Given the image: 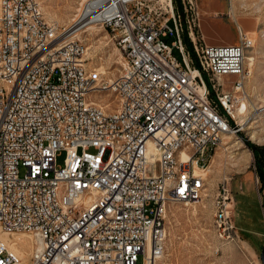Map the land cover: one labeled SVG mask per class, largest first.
I'll use <instances>...</instances> for the list:
<instances>
[{"label":"built area","instance_id":"obj_1","mask_svg":"<svg viewBox=\"0 0 264 264\" xmlns=\"http://www.w3.org/2000/svg\"><path fill=\"white\" fill-rule=\"evenodd\" d=\"M179 2L183 20L173 0H89L60 26L42 0H0V264L163 256L167 207L201 200L214 151L237 130L231 92L243 90L254 45L240 31L237 45L206 44L188 23L195 0ZM88 20L111 28L114 78L88 61ZM177 144L186 151L174 154ZM234 204L223 181L213 204L223 241L238 240Z\"/></svg>","mask_w":264,"mask_h":264},{"label":"rangeland","instance_id":"obj_2","mask_svg":"<svg viewBox=\"0 0 264 264\" xmlns=\"http://www.w3.org/2000/svg\"><path fill=\"white\" fill-rule=\"evenodd\" d=\"M87 1L42 0L41 6L47 20L66 26L76 19ZM174 7L182 18L180 2L174 1ZM233 14L236 21L232 19ZM187 15L194 34L208 45H237L240 43L239 31L253 42L247 56L253 57L254 62L245 61L243 90L235 94L231 92L247 104L248 110L246 115L235 118L237 130L231 135L232 142L228 143L223 137L214 151L204 174L205 191L200 202L176 203L167 207L165 250L155 264H262L264 187L259 193L260 183H255V159L251 147H264V140H250L240 122L253 108L264 107V0H195L193 11ZM183 29L188 42L184 26ZM110 36L97 25L85 29L79 39L88 47V61L105 71L109 78H114L120 70L121 56ZM175 55L179 57L176 52ZM232 79L233 76H224L220 84ZM206 80L209 85L216 84V80ZM223 89L229 90L230 87L224 85ZM260 135L264 136V129ZM233 142H238L239 150L232 147ZM241 150L251 156L240 158L239 154L235 155ZM64 157L65 153L61 152L57 157L58 166L63 164ZM223 181L228 183L235 201L232 220L238 237L236 242L223 241L213 225L214 198Z\"/></svg>","mask_w":264,"mask_h":264},{"label":"bare ground","instance_id":"obj_3","mask_svg":"<svg viewBox=\"0 0 264 264\" xmlns=\"http://www.w3.org/2000/svg\"><path fill=\"white\" fill-rule=\"evenodd\" d=\"M232 19H233V21H236L234 14L232 15ZM244 20H242V21H244ZM97 25H99L98 20H88L86 29L91 28L93 26H97ZM103 29L105 31L109 32L111 35V28H103ZM60 50H67V41H60ZM246 61H247V63H253L254 58L251 56H246ZM114 64H119V63L114 62ZM107 69H110V68H107ZM247 110H248L247 104L239 101L238 105L235 107V110L233 111V115L235 118L239 117V116L247 113ZM248 114L249 115L247 116V118L240 122V126L243 127V131L245 132L247 137L250 138V140H252L254 142L263 141L264 136L261 137L260 134H261V130L264 129V107L261 106V107L253 108L252 111H250V113H248ZM239 118H241V117H239ZM259 128L261 130H258ZM231 135H233V133H230V135L225 136L228 139V143L232 142V136ZM234 146H235V150L240 149V145H238V142H233L232 147H234ZM185 151H186V144H177V147H174V154H181V152H185ZM238 154H239L240 158H249L251 156L249 153H245V150H241V151L237 152L235 155H238ZM174 183H179V176H172V181H166L165 192H174ZM198 202H200V201H198ZM198 202H195V204ZM192 204H194V203H192ZM19 237H21L20 241H23L25 243L27 249L29 250L30 244H28L26 236H19ZM5 238H6V236H4V239Z\"/></svg>","mask_w":264,"mask_h":264},{"label":"trees","instance_id":"obj_4","mask_svg":"<svg viewBox=\"0 0 264 264\" xmlns=\"http://www.w3.org/2000/svg\"><path fill=\"white\" fill-rule=\"evenodd\" d=\"M175 3H179L177 1L179 0H174ZM184 41L186 42L188 46V42L186 41L184 37ZM253 154H254V166H255V173L258 179V182L260 183V188L258 190L259 193H261L262 188L264 187V147H251ZM262 207L264 209V203H262Z\"/></svg>","mask_w":264,"mask_h":264},{"label":"water","instance_id":"obj_5","mask_svg":"<svg viewBox=\"0 0 264 264\" xmlns=\"http://www.w3.org/2000/svg\"><path fill=\"white\" fill-rule=\"evenodd\" d=\"M260 259H261V263L264 264V253H261Z\"/></svg>","mask_w":264,"mask_h":264}]
</instances>
